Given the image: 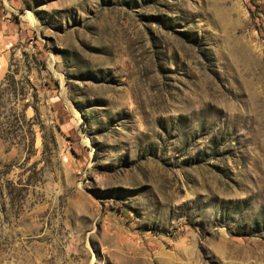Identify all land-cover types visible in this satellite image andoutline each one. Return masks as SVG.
Wrapping results in <instances>:
<instances>
[{
  "label": "rangeland",
  "instance_id": "obj_1",
  "mask_svg": "<svg viewBox=\"0 0 264 264\" xmlns=\"http://www.w3.org/2000/svg\"><path fill=\"white\" fill-rule=\"evenodd\" d=\"M0 264H264V0H0Z\"/></svg>",
  "mask_w": 264,
  "mask_h": 264
}]
</instances>
